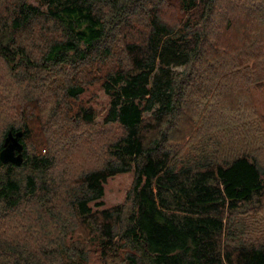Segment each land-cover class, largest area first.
<instances>
[{"label": "trees", "instance_id": "trees-1", "mask_svg": "<svg viewBox=\"0 0 264 264\" xmlns=\"http://www.w3.org/2000/svg\"><path fill=\"white\" fill-rule=\"evenodd\" d=\"M231 9L264 24V0H0V65L24 91L0 84V151L24 130L22 165L0 160V264H88L93 252L100 264H264V165L237 147L247 107L207 127L205 156L182 162L173 146L184 124L194 133L184 113L201 92L261 66L243 31L220 38L245 29ZM95 79L103 125L119 132L102 164L74 174L64 136L95 123L81 100ZM35 91L55 97L45 117ZM130 171L124 202L101 207L108 180Z\"/></svg>", "mask_w": 264, "mask_h": 264}, {"label": "rangeland", "instance_id": "rangeland-1", "mask_svg": "<svg viewBox=\"0 0 264 264\" xmlns=\"http://www.w3.org/2000/svg\"><path fill=\"white\" fill-rule=\"evenodd\" d=\"M31 1L36 3V0ZM231 10L230 14H232L233 18H235V21L238 20L240 22L243 18L245 29H242L240 23H238L237 25H239L241 29L238 28L237 31L235 29V31L231 34V38L229 37L226 39V37H224L225 35H220V38H224L227 42L238 40L239 38H242L243 31V34L245 33L244 37H247L249 41L254 40L259 46L261 44L259 47V49L261 48L263 50L261 54V66L259 64L257 71L253 74L254 79L248 83H246V75L244 77L241 75H232L227 84L229 88H226L223 84L219 83V85H221L219 86V89L221 90L201 92L203 94L202 98H197V101L194 102L192 109H188V115L184 113L185 120L192 119L195 121L194 133L193 130L190 129L189 125L184 124L183 130L179 134L180 136L182 135V137L181 139H177L179 142L178 145H173L174 148H176V153L180 155L179 161L183 162L189 159H199L201 156H205L212 150L214 141H209V135H204L205 133H208L207 127L213 124L219 126L223 117L224 120H229L230 122H232V120H237L240 112H232V110L228 109L234 105L236 109L239 107L244 108L246 106L247 108L244 110L245 113L241 114H244V117L249 115L250 117H253L251 119V122L253 123H251V125L246 129L247 135H250L247 139L248 141H241L237 147L247 148L248 150L253 148L257 150V152L254 150L249 152L258 157L259 162L264 165V24H262L259 20L246 18L241 12L237 13L234 9ZM170 12L176 13L175 10ZM238 16L241 18L238 19ZM249 27L252 28V31L248 30ZM35 28L41 29V26H36ZM238 32H240V35ZM255 62L259 63L258 61ZM254 64V62H250V67H253ZM102 69L99 71L100 74ZM0 84H2V92H24L21 90L22 88H20L17 84H14V80H12L9 73L4 71L1 65ZM235 84H238V86ZM35 92L36 93L33 92L34 98L37 101L42 102V107H44L43 110L46 111L44 114L45 117L51 108V100H55V97L51 98L50 95L48 97H44L37 93V91ZM81 100L84 104L94 107L97 119L92 126L78 127L77 130H73L77 131L78 134L77 132H71L70 135L64 136L69 143L71 142V144L75 146H73L71 151L74 154L67 153L68 156L65 157L67 166L74 174L80 173L83 169H88L102 164L104 162L103 160H105V157L107 156L105 154V143L107 140L114 137L117 134L116 131L118 130L114 127L106 128L103 125V118L106 115L109 106V97L102 89L100 80L95 79V81L86 88V92H84L81 96ZM8 114L10 113L7 112L4 115L5 120L0 121L1 124H4V122L9 118ZM218 130L220 132L222 131L221 128ZM199 131L202 132L199 137H197ZM74 133L76 137L73 135ZM58 134L60 135V133ZM224 134L225 133H222V137ZM90 137L93 138L89 141ZM61 139L62 138L59 137L57 146L60 144ZM249 142L252 143L253 146ZM90 145H95L97 147V150L92 151L88 148V151H91L93 154L86 152V147H89ZM81 155L84 156L82 160L80 159ZM133 180L134 171L120 173L113 178H110L105 184V194L103 196L104 204L101 207L113 206L124 202ZM73 232L75 237H77L76 230ZM92 254L93 255H91L88 264H100L99 255L94 252Z\"/></svg>", "mask_w": 264, "mask_h": 264}, {"label": "water", "instance_id": "water-1", "mask_svg": "<svg viewBox=\"0 0 264 264\" xmlns=\"http://www.w3.org/2000/svg\"><path fill=\"white\" fill-rule=\"evenodd\" d=\"M23 135L24 130L13 131L10 129L8 131L0 151V160L3 163L22 165L24 161V144L21 142V138Z\"/></svg>", "mask_w": 264, "mask_h": 264}]
</instances>
